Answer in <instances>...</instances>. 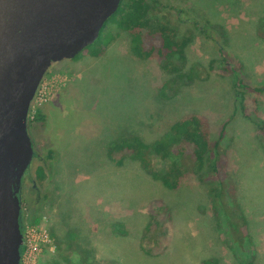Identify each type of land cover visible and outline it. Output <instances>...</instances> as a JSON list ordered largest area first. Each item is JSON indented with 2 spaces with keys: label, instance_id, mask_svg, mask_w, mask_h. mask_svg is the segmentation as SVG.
<instances>
[{
  "label": "rangeland",
  "instance_id": "374dc122",
  "mask_svg": "<svg viewBox=\"0 0 264 264\" xmlns=\"http://www.w3.org/2000/svg\"><path fill=\"white\" fill-rule=\"evenodd\" d=\"M158 2L157 16L190 38L174 59L178 73L137 57L109 21L99 55L85 48L53 62L38 83L27 113L34 156L21 181L20 264H264V136L256 128L264 93L247 91L241 107L233 84L240 77L264 86V0ZM38 112L43 121L29 123ZM191 112L207 118L213 139L224 126L227 169L247 220L244 252L208 183L190 175L169 190L138 161L108 156L125 134L150 142ZM71 230L79 236L73 249Z\"/></svg>",
  "mask_w": 264,
  "mask_h": 264
},
{
  "label": "water",
  "instance_id": "95a60500",
  "mask_svg": "<svg viewBox=\"0 0 264 264\" xmlns=\"http://www.w3.org/2000/svg\"><path fill=\"white\" fill-rule=\"evenodd\" d=\"M121 0H0V264H20L27 113L48 66L96 41Z\"/></svg>",
  "mask_w": 264,
  "mask_h": 264
},
{
  "label": "trees",
  "instance_id": "16d2710c",
  "mask_svg": "<svg viewBox=\"0 0 264 264\" xmlns=\"http://www.w3.org/2000/svg\"><path fill=\"white\" fill-rule=\"evenodd\" d=\"M158 10V0H121L116 12L107 19L103 27L109 21L115 23L129 35L131 50L137 57L159 60L164 70L178 73L179 68L174 59L183 57L184 48L190 38L178 36L177 28L173 24L157 16ZM100 36L101 33L96 41ZM96 41L85 47L89 48L88 52L93 56L102 52V48L95 45ZM233 84L241 107L247 91L264 93L263 85H248L240 77H236ZM43 119L44 115L38 112L29 123L37 120L42 122ZM256 128L264 136V122H258ZM223 132L224 126L218 137L213 139L207 118L191 112L181 115L164 134L153 141L148 142L137 134L128 133L110 143L107 153L111 158L122 154L138 161L151 177L169 190L179 188L182 181L190 175L196 176L201 183H208L214 210L218 209L225 216L228 233L240 237L239 250H242V231L247 220L239 205L234 181L227 169L226 153L221 143ZM157 161H160L159 166H155ZM40 171L39 169L38 176L42 175ZM154 229L157 231V225ZM78 239L77 231H69L66 247L73 249ZM215 263L214 258L201 262ZM53 264L62 263L55 261Z\"/></svg>",
  "mask_w": 264,
  "mask_h": 264
},
{
  "label": "built area",
  "instance_id": "2783aa9c",
  "mask_svg": "<svg viewBox=\"0 0 264 264\" xmlns=\"http://www.w3.org/2000/svg\"><path fill=\"white\" fill-rule=\"evenodd\" d=\"M44 95H45V93H44L43 90L37 92V99H36V102H37V100H38V101L43 100Z\"/></svg>",
  "mask_w": 264,
  "mask_h": 264
},
{
  "label": "flooded vegetation",
  "instance_id": "af4514ba",
  "mask_svg": "<svg viewBox=\"0 0 264 264\" xmlns=\"http://www.w3.org/2000/svg\"><path fill=\"white\" fill-rule=\"evenodd\" d=\"M27 172H28V171L26 170V171H25V174H26ZM25 174H24V176H25Z\"/></svg>",
  "mask_w": 264,
  "mask_h": 264
}]
</instances>
